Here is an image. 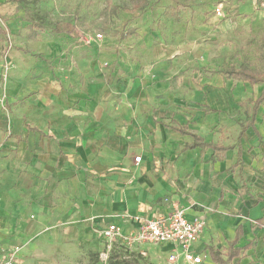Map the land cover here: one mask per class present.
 <instances>
[{"label":"crops","instance_id":"crops-1","mask_svg":"<svg viewBox=\"0 0 264 264\" xmlns=\"http://www.w3.org/2000/svg\"><path fill=\"white\" fill-rule=\"evenodd\" d=\"M164 46V55L151 60L126 48L111 58L89 57V45L71 38L41 50L33 73L8 78L10 105L0 108L3 244H20L15 234L30 224V215L45 211L98 234L111 223L129 233L141 225L137 216L182 208L189 219L206 216L193 246L204 255L202 264H218L211 249L225 256L238 235L237 247L252 243L242 264L250 263L251 252L264 255V102L249 126L264 82L239 81L254 102L236 141L224 140L216 126L241 101L234 79L225 69L196 79L177 58L188 51L196 57V48ZM194 134L230 148L218 155L211 147L188 148ZM101 246L104 264L102 238ZM172 250L169 243L132 250L117 243L111 254L133 264H167Z\"/></svg>","mask_w":264,"mask_h":264},{"label":"rangeland","instance_id":"rangeland-1","mask_svg":"<svg viewBox=\"0 0 264 264\" xmlns=\"http://www.w3.org/2000/svg\"><path fill=\"white\" fill-rule=\"evenodd\" d=\"M218 6L224 11L221 16L214 11ZM33 23L42 27L36 37ZM82 33L103 37L88 44ZM71 38L89 45V57L111 58L122 48L129 54L137 51L138 58L144 53L155 57L164 55V44L195 47L196 57L188 51L177 58L191 74L196 72V79L241 65L264 75V0H0V108L10 105L6 85L12 74L33 73L41 50ZM242 85L231 82L241 99L239 108L227 112L216 126L224 140L236 141L238 126L250 117L255 95ZM43 215H30V224L15 234L23 245L21 264H100V235L47 211ZM246 257L249 264H264L262 253Z\"/></svg>","mask_w":264,"mask_h":264},{"label":"built area","instance_id":"built-area-1","mask_svg":"<svg viewBox=\"0 0 264 264\" xmlns=\"http://www.w3.org/2000/svg\"><path fill=\"white\" fill-rule=\"evenodd\" d=\"M216 16H221L224 11L221 6L215 8ZM82 36L90 44L94 39L100 40L102 34ZM141 160V156L135 158ZM207 210H211L208 209ZM136 220L141 222L137 230L124 233L122 228L111 223L107 227L98 230L100 237L106 242V249L101 254L104 264H109V259L114 246L121 243L127 250L140 246H158L169 243L173 246L167 264H202L204 255L197 254L193 250L194 244L198 241L207 225L205 215L189 219L185 209H176L169 215H157L154 218L144 219L137 216ZM23 245H5L0 241V264H21L23 261ZM145 255V252H142Z\"/></svg>","mask_w":264,"mask_h":264},{"label":"trees","instance_id":"trees-1","mask_svg":"<svg viewBox=\"0 0 264 264\" xmlns=\"http://www.w3.org/2000/svg\"><path fill=\"white\" fill-rule=\"evenodd\" d=\"M31 31L33 32V36H37V31L38 28L42 29L41 25L33 23L31 25ZM223 74H225L228 78H232L234 80L238 81H245L249 82L252 85H255L260 82H264V77L254 71L253 69H250L247 66H240L239 68L235 66H231L228 69L222 70L221 71ZM264 102V91L262 95L257 99L255 102L254 108H253V113L250 119V125H252L256 119V111L259 108V106ZM249 126H244L243 131H245ZM180 131L187 133L186 130L178 128ZM211 147L214 149L216 155L220 154L221 152H224L228 150L230 147H224L218 143L206 141L203 137L194 134V142L191 145H188V148H194V147ZM216 159V157H214ZM259 222L264 224V218H262ZM241 235H238L233 241L229 243V248L227 249L225 256L223 253L218 251L215 248L211 249L212 257L215 262L218 264H235L237 260H240L244 257L245 252L251 247V244H248L245 247H237V244L239 242ZM109 264H133L132 262L128 261L127 259H118L116 256L113 257L111 254L110 259H109Z\"/></svg>","mask_w":264,"mask_h":264}]
</instances>
